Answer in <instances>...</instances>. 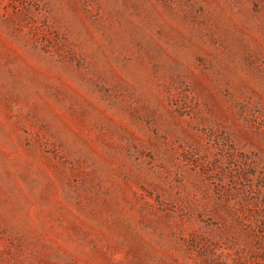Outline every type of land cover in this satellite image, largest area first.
<instances>
[{
    "label": "rangeland",
    "instance_id": "1",
    "mask_svg": "<svg viewBox=\"0 0 264 264\" xmlns=\"http://www.w3.org/2000/svg\"><path fill=\"white\" fill-rule=\"evenodd\" d=\"M0 264H264V0H0Z\"/></svg>",
    "mask_w": 264,
    "mask_h": 264
}]
</instances>
